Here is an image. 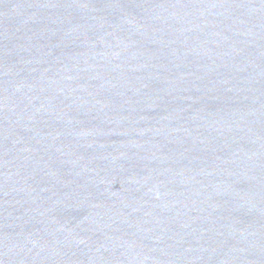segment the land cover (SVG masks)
I'll use <instances>...</instances> for the list:
<instances>
[{"label":"water","instance_id":"1","mask_svg":"<svg viewBox=\"0 0 264 264\" xmlns=\"http://www.w3.org/2000/svg\"><path fill=\"white\" fill-rule=\"evenodd\" d=\"M0 264H264V0H0Z\"/></svg>","mask_w":264,"mask_h":264}]
</instances>
